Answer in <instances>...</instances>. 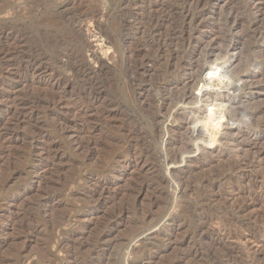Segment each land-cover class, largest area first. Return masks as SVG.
I'll list each match as a JSON object with an SVG mask.
<instances>
[{"label":"rangeland","instance_id":"374dc122","mask_svg":"<svg viewBox=\"0 0 264 264\" xmlns=\"http://www.w3.org/2000/svg\"><path fill=\"white\" fill-rule=\"evenodd\" d=\"M0 264H264V0H0Z\"/></svg>","mask_w":264,"mask_h":264},{"label":"bare ground","instance_id":"6f19581e","mask_svg":"<svg viewBox=\"0 0 264 264\" xmlns=\"http://www.w3.org/2000/svg\"><path fill=\"white\" fill-rule=\"evenodd\" d=\"M93 57L97 60L96 62H99L100 64L101 59L98 57V55H96V53H93ZM198 77L199 76L197 75L189 76L188 78L184 80V84H185L184 86L189 85L188 86L189 88L190 86L191 88H194V87L197 88V93L195 94L196 96H194L191 89H188L187 92H185L184 94H181V97L179 98L180 103H184L186 101H198L200 98L204 99L205 100L204 102H207V100H210V102L217 101V99L222 100L223 94L220 92V90L222 88H224V90H227L226 88H228V87L226 88L220 87V85L223 82H226L223 78L224 76H221L223 78L221 79L220 75H217L216 73L215 74L213 73L203 74L199 78L203 77L204 81L202 80V82H200L197 85V82L199 79ZM30 103L33 105H41V104L49 105V103L50 104L52 103V100H47L45 99L44 96H38V97H33L32 99H30ZM227 104H225V106H227ZM206 111L208 112L206 113L205 116L202 117V119H200L201 121L199 120L200 117L198 116L195 117L196 121L199 120V122L202 123V125L201 127H198L197 125V127L193 131L197 132L198 134L203 135L204 137L206 135L209 136L210 142L215 143L217 140L222 139L226 135V133H223L222 126L228 123L227 121L229 120L228 118L231 117L230 114L232 110L230 106H227V107L223 106L221 109L218 110V108L217 109L213 108L212 103H210L207 109H205V112ZM196 147L198 148V146Z\"/></svg>","mask_w":264,"mask_h":264}]
</instances>
